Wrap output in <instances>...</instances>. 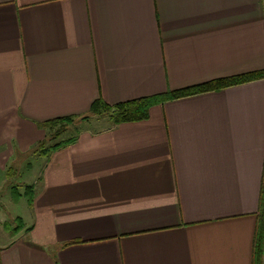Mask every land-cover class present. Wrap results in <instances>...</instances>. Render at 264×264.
I'll use <instances>...</instances> for the list:
<instances>
[{
  "label": "crops",
  "instance_id": "obj_1",
  "mask_svg": "<svg viewBox=\"0 0 264 264\" xmlns=\"http://www.w3.org/2000/svg\"><path fill=\"white\" fill-rule=\"evenodd\" d=\"M261 69L264 0H0V192L15 164L35 193L0 264H254L264 77L135 121L92 105ZM64 116L88 125L33 152Z\"/></svg>",
  "mask_w": 264,
  "mask_h": 264
},
{
  "label": "trees",
  "instance_id": "obj_2",
  "mask_svg": "<svg viewBox=\"0 0 264 264\" xmlns=\"http://www.w3.org/2000/svg\"><path fill=\"white\" fill-rule=\"evenodd\" d=\"M263 77H264V69H261V70L246 73V74H240L236 76H230V77L210 80V81L197 84L194 86H190L187 88L173 90L165 94L148 96V97L136 99L133 101L130 100L127 102L118 103L114 106L107 105L104 102L99 100V101H95L94 104L92 105V113L104 114V113L111 112L113 114L112 117L114 118V121L118 123L124 122V121L141 120V119H145L148 117L149 107L151 105H153L156 102H161L167 98L179 97V96L188 95V94H192V93H196V92H200L204 90L222 88L225 86H230V85H234V84H238V83H242V82H246L250 80L260 79ZM73 119L75 118L70 117V116H64V117L48 120L44 123L50 124L56 121H61V120L66 121V120H73ZM44 140L40 144H38V146L33 150V152H40V153L50 152L51 150H55L56 148L62 146L63 143H66V142L52 143L51 141L46 140L45 142ZM14 170L15 169L13 166H10L8 169V184H10L11 179H15V181H17L16 178L14 177V175L16 174ZM19 186L20 185L18 184H12V187H11L13 197H15L16 202L18 201V199H20L21 195L24 194L27 197L28 202L30 204L33 203V200L35 198L34 186L31 184H26L23 193H20V191H18ZM13 219H14L13 221H15L16 224L12 228L11 231L15 235L21 231V229L24 227V223H23V219L21 216H16ZM254 264H264V215L263 213L258 222L257 233H256L255 242H254Z\"/></svg>",
  "mask_w": 264,
  "mask_h": 264
},
{
  "label": "rangeland",
  "instance_id": "obj_3",
  "mask_svg": "<svg viewBox=\"0 0 264 264\" xmlns=\"http://www.w3.org/2000/svg\"><path fill=\"white\" fill-rule=\"evenodd\" d=\"M98 115H103L101 113H97ZM109 115L111 112L104 113V115ZM91 115V114H90ZM112 116V115H111ZM83 125H88L86 121L80 122L79 119H73V120H61V121H56L48 124L51 128V131L49 132V137L46 138V140L51 141L52 143L56 142H66L63 143V145L69 143L74 139L73 136L76 132V128L82 127ZM46 140H44L46 142ZM69 141V142H68ZM34 161V160H32ZM15 165L11 164L10 166ZM16 166V165H15ZM14 167V166H13ZM15 168V167H14ZM18 171V169H15V172ZM17 178V175L14 176ZM17 180V179H16ZM19 181H22L20 178ZM19 181H15V179H11L10 184L6 187V190L3 192H0V236L5 239V238H10L12 236H15L14 233H12V228L15 226L16 222L13 221L14 215H12V212L10 211L13 206H15V209L21 208L19 205L20 203H26L27 197L22 194L20 199L16 202L15 197H13L12 193V184H18L21 186ZM24 182V180L22 181ZM19 186L18 191L20 193L24 192V187L25 185L23 184V188L21 190V187ZM10 208V210H9ZM23 207L22 209H24ZM9 225V226H8ZM9 227V228H8ZM18 234V233H17ZM33 236L37 237V233H34Z\"/></svg>",
  "mask_w": 264,
  "mask_h": 264
}]
</instances>
